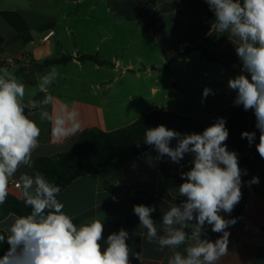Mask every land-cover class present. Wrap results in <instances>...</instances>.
Masks as SVG:
<instances>
[{
    "label": "crops",
    "instance_id": "0c3cea01",
    "mask_svg": "<svg viewBox=\"0 0 264 264\" xmlns=\"http://www.w3.org/2000/svg\"><path fill=\"white\" fill-rule=\"evenodd\" d=\"M68 0H63L65 4ZM75 10H65L58 0H0V57L24 56L25 60L7 67L17 78L28 72V63L41 65L45 60L71 57L64 64L37 67L40 80L53 66L59 73L49 87L51 104L44 106L53 120L62 109L78 113L80 130L72 136L58 138L52 134L53 124L40 120L41 107L31 108L39 93L25 94L31 119L41 128L39 148L33 160L67 152L85 130L113 132L133 123L140 116L161 110L208 123L224 117L229 121L239 107L233 105L236 93L227 87L229 77L241 73V62L235 52L239 41L229 33H216L207 49L217 62L202 57L193 50L184 59L169 63V59L187 47L210 40L214 14L204 0H69ZM62 5V6H61ZM89 5L79 15V7ZM53 6H56L54 8ZM70 19L79 25H70ZM51 24L47 29H43ZM28 36L27 42L15 39ZM49 37L44 40V37ZM71 44V47L65 45ZM82 55L96 56L110 62L99 66L91 61H80ZM25 63V64H24ZM28 81H25L27 89ZM210 87L216 93L202 103V92ZM176 141L171 142L175 147ZM156 151L148 150L121 168V178L107 189L100 188L96 175H85L72 181L58 196L64 212L72 215L79 225L92 218L104 219V239L121 228L129 232L127 243L141 260L130 257L131 264H167L171 251H158V245L146 239V229L139 226L133 206H155L152 218L158 234L161 217L171 206L181 203L177 196L183 180L180 173L191 167V155L179 165L167 157L157 159ZM240 165V164H239ZM240 168L247 169L240 165ZM21 168L11 181L19 182ZM250 173L242 175V199L226 219L239 218L230 226L228 254L219 264H264V195L247 185ZM8 193L22 199V189L8 185ZM9 215L0 220V230L14 220ZM207 238L215 241L220 233H213L206 225ZM182 250V248H181Z\"/></svg>",
    "mask_w": 264,
    "mask_h": 264
},
{
    "label": "clouds",
    "instance_id": "9594fccd",
    "mask_svg": "<svg viewBox=\"0 0 264 264\" xmlns=\"http://www.w3.org/2000/svg\"><path fill=\"white\" fill-rule=\"evenodd\" d=\"M214 14L216 33H229L239 43L235 52L241 62V73L229 77L227 87L236 93L234 106L252 110L259 143L255 145L264 159V0H204ZM59 73L53 66L39 82V90L46 93L42 101H32L31 108L41 107L40 120L53 124L52 134L58 138L75 135L80 130L78 113L62 109L54 120L43 110L52 103L49 87ZM26 85L7 67H0V205L6 202L10 178L23 167L34 168L33 153L39 148L41 128L26 114ZM216 93L210 87L202 92V103ZM229 131L226 119L219 117L201 133L181 134L164 125L147 128L143 142L157 153V159L167 157L179 165L191 155V167L180 173L183 183L177 196L184 197L161 217L160 232L152 213L155 206H133L139 226L146 229V239L155 242L157 250L168 249L167 264H219L228 252L230 226L239 218L226 219L221 213L231 214L242 199V175L236 151L227 148ZM242 139L249 146L256 140V132L243 131ZM175 140V147L170 146ZM140 147V142H136ZM259 177L247 181L251 187L259 184ZM16 187L22 189L25 206L30 214L15 217L0 234V243L8 245L0 256V264H131L133 253L127 241L129 232L121 228L104 239V219L92 218L79 225L72 215L63 211L65 205L58 196L61 189L40 171L21 172ZM220 233L215 241L207 238L205 226ZM182 248V250H181Z\"/></svg>",
    "mask_w": 264,
    "mask_h": 264
},
{
    "label": "trees",
    "instance_id": "16d2710c",
    "mask_svg": "<svg viewBox=\"0 0 264 264\" xmlns=\"http://www.w3.org/2000/svg\"><path fill=\"white\" fill-rule=\"evenodd\" d=\"M51 24H47L43 29H47ZM215 37L202 41L194 47H187L183 52L174 54L169 63L184 59L189 52L198 50L202 57L210 62H217V58L207 49L208 44H213ZM15 39L29 41L28 36L19 35ZM71 57L61 56L56 59L45 60L37 67L48 65L64 64L70 61ZM80 61H91L99 66H111L110 62L101 61L96 56L82 55ZM38 93L34 101H42ZM28 115L29 109L26 108ZM214 122H200L180 114L161 110L150 111L130 125L113 132H103L99 130H85L79 134L77 141L67 152L54 155L52 157H41L35 160L34 171H40L51 182L64 190L72 181L85 175H96L99 178V185L102 189L109 188L121 178V168L145 153L150 146L143 142L147 128L164 125L168 129L175 130L181 134L201 133L206 127ZM229 136L226 140L228 150L236 151L239 156V164L246 167L250 173V180L253 176L259 177V184L252 187L264 195V159L256 151L255 144L249 146L247 139L241 138L243 131H248V111L239 106L232 114L229 121H226ZM252 131L256 132V141L259 142V130L255 128V116L252 118ZM140 142V147L136 146ZM256 169H259L256 170ZM256 170V171H255ZM31 209L25 206L23 198L18 199L8 193L6 202L0 205V220L9 215L24 216L30 214ZM0 234L5 235L0 230ZM6 237V235H5ZM6 240L0 243V256L7 251Z\"/></svg>",
    "mask_w": 264,
    "mask_h": 264
},
{
    "label": "rangeland",
    "instance_id": "374dc122",
    "mask_svg": "<svg viewBox=\"0 0 264 264\" xmlns=\"http://www.w3.org/2000/svg\"><path fill=\"white\" fill-rule=\"evenodd\" d=\"M69 4H72L71 3V1H67ZM63 3V0H58V4H64V9L65 10H75V9H77L76 7H75V5H69L68 3ZM62 6V5H61ZM54 8H56V6H53ZM89 7V5H83V6H80L79 7V9H78V11H79V15L81 14V11L82 10H86L87 8ZM80 9H82V10H80ZM72 24H74V25H79L80 24V22L79 21H75L74 19H70V25H72ZM72 45L71 44H69V45H65V47H71ZM25 64V63H24ZM28 66L30 67L29 69H28V72H26L25 70L24 71H22L21 73H20V75H19V80L21 81V82H25V81H28V83H27V89H26V93H27V95L28 94H32V93H34L35 94V92H36V89H37V87H38V85H39V82H40V75L38 74V72H37V70L36 69H38L37 68V66L34 64V63H32V62H30V63H28ZM36 68V69H35ZM25 93V94H26ZM256 170H258L259 171V169H256ZM255 170V171H256Z\"/></svg>",
    "mask_w": 264,
    "mask_h": 264
},
{
    "label": "built area",
    "instance_id": "2783aa9c",
    "mask_svg": "<svg viewBox=\"0 0 264 264\" xmlns=\"http://www.w3.org/2000/svg\"><path fill=\"white\" fill-rule=\"evenodd\" d=\"M48 37H49V35L44 37V40H46ZM23 60H25V58H24V56H21V55L15 56V57H6V58L0 57V64L3 65V63H4L6 65H12V64H14L16 62H20V61H23ZM17 183L18 182H14V181L9 180V185L14 187V188H17L16 187Z\"/></svg>",
    "mask_w": 264,
    "mask_h": 264
},
{
    "label": "water",
    "instance_id": "95a60500",
    "mask_svg": "<svg viewBox=\"0 0 264 264\" xmlns=\"http://www.w3.org/2000/svg\"><path fill=\"white\" fill-rule=\"evenodd\" d=\"M216 34V32H215V30L212 32V34L210 35V37H213L214 35ZM253 111L252 110H249L248 111V131L249 132H252V118H253ZM255 145L257 144V143H259L258 141H254L253 142Z\"/></svg>",
    "mask_w": 264,
    "mask_h": 264
}]
</instances>
